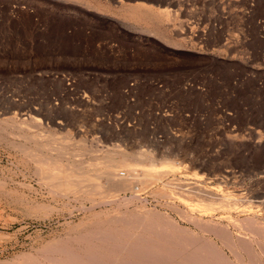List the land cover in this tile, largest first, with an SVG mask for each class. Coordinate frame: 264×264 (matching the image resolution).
<instances>
[{
  "label": "rangeland",
  "instance_id": "rangeland-1",
  "mask_svg": "<svg viewBox=\"0 0 264 264\" xmlns=\"http://www.w3.org/2000/svg\"><path fill=\"white\" fill-rule=\"evenodd\" d=\"M1 127L0 264H34L106 210L166 212L201 235L175 210L224 198L233 210L216 204L215 219L264 226V0H0ZM31 136L60 159L49 172L84 170L93 201L51 192L39 172L48 153ZM114 150L165 177L110 191L93 171ZM244 226L230 228L249 238Z\"/></svg>",
  "mask_w": 264,
  "mask_h": 264
},
{
  "label": "bare ground",
  "instance_id": "bare-ground-1",
  "mask_svg": "<svg viewBox=\"0 0 264 264\" xmlns=\"http://www.w3.org/2000/svg\"><path fill=\"white\" fill-rule=\"evenodd\" d=\"M12 120L15 121V123H18L19 127L21 128H29V126L31 127V125H27L25 123L26 121L24 122L20 121L21 122L20 123L15 118L14 119L12 118ZM2 127L0 128V130L2 129ZM15 134L17 135V133ZM35 135L37 136V134ZM23 137H21V139ZM40 138H42V136H40ZM40 138L34 139V137L31 136V137H27L26 140H24L25 138H23V140L26 141L25 143L30 145L31 147H35L36 150H38V153L40 151H45V153H48V155H45L46 158L44 157L46 164L59 163L58 161H60V159L52 158L49 155L51 153L50 151H52L51 149L52 145L51 146L49 145L50 147H47L48 146L47 144H45L47 146L40 145L39 144V142L41 141ZM14 139L16 140V138ZM66 140L67 139H65L64 141ZM17 143L15 145L13 144L11 145V147L12 146L14 147L16 152L25 155L27 157L33 154L30 152L31 149L29 150L28 148H26V146L23 145L19 146L17 145ZM57 144L58 143L53 145L56 146ZM40 146H42L44 150ZM73 147L74 145L72 143V146L70 144L68 150ZM52 154H54V152ZM126 154L123 153V151H118V150L117 151L114 150L112 152L109 151L104 155H102L101 157L102 161L97 162L96 166L94 167L95 171L93 172L97 171L98 176H100L99 178L104 179L108 183L107 186H109L110 191H115L117 193L123 191L124 193L127 191L128 192L135 191L136 193V191H138L139 186H145L144 188H146L148 185L151 184L154 185L153 182H158L161 179V177H165V176H160L161 175L160 172L162 170L161 171L158 169H157L158 171L153 170L155 171V173L152 170L148 171V169L151 167L149 166L151 165V163L148 165L149 167H146L148 168L147 170H145L146 168L144 167L143 168L136 167L138 168L136 170L131 168L132 165L130 163V158ZM143 154L144 153L140 154L141 156L139 155L137 156V159L140 161L137 162L146 163V162H152L154 160L153 155H151L150 153H145L144 155ZM33 155L38 156L39 154H33ZM30 158L33 157L30 156ZM34 159L36 161V158H33L32 161H34ZM28 160L31 159H29L28 157ZM39 162L38 165L40 164V166L42 165L44 166L43 163L41 164ZM49 164L45 165V168H40L39 170L40 178L42 179V181L44 182L46 181L45 183L49 184V185L47 184V187L48 186L51 187V189L53 190L51 192H54L55 196L66 194L69 196L73 195L74 197H80V198L83 197L84 199L93 201L94 198L93 195L95 194V190L97 187L95 188V190L88 189L91 186L87 184L86 181L87 178L85 176H79L84 170H80L81 172L78 173L77 169L80 168L77 169L75 168L70 170L66 169L64 173H58L57 171L58 169H56L57 172H54L55 171L54 168H56L57 166L52 167L51 165L52 167L51 169L52 170L54 169V171L50 170L51 172H49L50 167L48 170L46 167L49 166ZM61 165L63 164L61 163ZM134 166L136 165L134 164ZM86 168H90V167H86ZM120 169L121 170L126 169V173L124 174L122 173L123 175L120 174L121 173ZM171 170H169V172ZM164 171H166V169ZM93 172H91V174H93ZM103 185L101 184V186ZM184 185H186V183ZM104 186L106 187V185ZM197 189L198 191L200 190V188ZM157 190H155L154 193L158 192ZM198 191L196 192L197 194L194 193L196 196L200 195ZM138 194L135 196L138 197ZM190 196L191 195L189 194V197ZM203 197L206 196L203 195ZM96 198L94 199V202ZM111 198L108 200L109 201L108 203H110L111 200H113ZM223 199L221 198V200H219L218 198L220 202L216 199H213L210 203L201 202L199 203V205L195 204L196 206H192L194 207L192 208L193 210L192 213H186V212L183 213L182 211H181L182 213H180L179 210H175L174 208H172L173 210L176 211V213H178V215L180 214L181 218L188 220L189 222L193 223L198 229H200L203 235L202 233L201 235H195V232L193 230L191 231V229L189 228L182 227L176 221V219H174L170 214L166 212L152 211V209L151 210L140 209L142 212L139 213L128 210L122 212L120 211L116 213H111V212L107 213L106 210L105 214L95 213L93 214V217L91 216L93 219L90 218L91 219L90 221H84L80 224L82 225V228H80L82 230L79 229L76 233L72 230L71 232L74 233L71 236H69L68 234V237L66 236L67 238L65 239L61 238L62 240L59 243L54 242L55 244L48 246L47 249L43 251V255H41L42 252L40 251L39 254L41 253L40 254L41 258L40 257L35 258L34 256H32L34 257L35 260L34 264H257L256 262L257 259L260 261H264V244H263L264 242H262L264 239L263 224L258 222L257 219H254L255 217L249 216L245 218L244 224L248 225L250 231L252 230L251 231V233H253L252 236L248 238V237H243L244 234L242 236L238 233L232 232L230 227L231 226L234 227L235 230L239 229L241 228V226L242 227L244 226V224L241 225L243 221H240V219L236 220L233 217H228L227 219L230 222V224L229 222H227L226 225L225 223L226 218L220 217L219 219H215L212 215L214 211H217V208L221 210L219 205H217L218 206L217 207L216 204H220L221 208L224 206V208L226 207L227 209V207L229 206V208L232 209L230 205H226L227 202H225L226 201L225 199H224L225 202L224 204ZM189 200L191 201V199ZM197 206H199L198 210L195 209V207L197 208ZM194 211L195 212L199 211L200 213H202L203 216H196ZM249 228H247V230H249ZM261 238H263L262 241ZM26 263L28 262L26 261Z\"/></svg>",
  "mask_w": 264,
  "mask_h": 264
}]
</instances>
